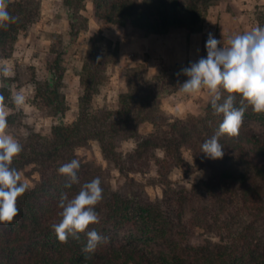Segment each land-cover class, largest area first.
<instances>
[{"label":"trees","instance_id":"1","mask_svg":"<svg viewBox=\"0 0 264 264\" xmlns=\"http://www.w3.org/2000/svg\"><path fill=\"white\" fill-rule=\"evenodd\" d=\"M220 1L93 0V4L104 25H128L146 34H164L198 31L208 8ZM64 4L71 13L69 36L75 39L88 28L80 12L84 3L64 0ZM7 10L17 21L9 23L7 30L0 29V56L11 55L20 33L37 22L40 4L38 0H8ZM46 60L51 77L36 80L35 91L49 114L62 117L68 109L62 52L54 45ZM119 61L110 38L101 32L92 36L79 73L83 92L78 117L71 123L54 124L48 131H32L21 144L23 151L14 157L12 167L27 176L38 173L40 179L18 197L20 211L13 222L0 224V264H264V114L247 106L239 135L219 138L223 157L209 158L201 146L216 133L223 115L215 114L211 103L202 116L168 115L162 106L163 97L178 91L188 79L183 74L168 75L166 68L152 73L147 63L138 64L126 73L127 91L120 95L117 108L94 109L93 96L108 66ZM240 99L237 95V107ZM251 122H257L261 130ZM92 140L99 142L103 156L122 172L155 169L156 181L167 195L172 194L173 168L190 166L183 155L187 149L204 170V177L191 191L174 193L178 196L169 197L167 206L163 201L141 202L101 184L103 200L96 206L100 222L90 224L86 232L95 229L107 237V243L86 260L81 251L87 242L86 232L79 240L69 237L62 244L51 225L61 219V194L72 198L83 184L98 177L79 154ZM123 140L135 142L131 153L120 150ZM72 159L81 164L79 183L68 188V178L57 169ZM197 196L202 202L195 208L193 221L218 236L214 245L185 241L180 230L185 204ZM172 204L177 207L176 219L168 211ZM126 226L162 241L164 247L148 250L134 239L138 233L132 231L130 239H122L114 232Z\"/></svg>","mask_w":264,"mask_h":264},{"label":"rangeland","instance_id":"2","mask_svg":"<svg viewBox=\"0 0 264 264\" xmlns=\"http://www.w3.org/2000/svg\"><path fill=\"white\" fill-rule=\"evenodd\" d=\"M38 2L40 16L37 22L20 33L11 55L0 56V96L3 97V100H0V107L7 113V134L20 144L25 143L32 131H48L54 124L71 123L78 117L79 98L83 92L79 73L90 39L99 32L113 41L120 61L108 66L105 79L100 84L97 94L93 96L92 103L95 110L117 108L120 95L127 91L126 73L131 67L147 63L152 73L166 68L168 75H177L183 68L190 66L189 61L179 63L166 60L162 61L161 65L155 61L150 69L148 64L150 54L140 51L143 48L141 45L143 42L139 34L142 33H139L137 28L128 25H104L95 15L93 0H83L84 9L80 12L87 19L88 28L75 39L69 36L71 13L64 4V0H38ZM257 26L264 27V0H222L210 6L199 30L189 33L194 34L191 40L193 62H197L201 57L206 58L205 41L209 33L221 40L222 45L228 46L231 37L251 31ZM204 34L207 35L206 38ZM54 45L58 51L62 52L63 64L66 67L64 91L68 109L62 117L49 114L44 100L38 97L35 91L36 80L45 81L51 77L46 57ZM153 66L160 67L154 71ZM5 69L8 71L7 76L4 75ZM14 94H22L25 97L22 107H17L13 103ZM211 99L212 96L207 90L188 95L179 89L174 93L166 94L163 97L162 106L168 115L202 116L206 107L211 103ZM177 105L179 108L175 110L174 107ZM251 124L258 131L261 130L257 122H251ZM134 148L133 140H123L120 143V150L122 149L124 154L131 153ZM79 154L86 167L92 169L101 179V184L106 190L118 192L141 202L163 201L167 206L169 197L178 196L174 193L184 190L191 191L204 177V170L198 167L189 149L185 150L183 155L190 166L188 168L175 167L171 172L172 194L170 195H167L157 183L158 175L155 169L143 173L122 172L112 161L103 156L97 140H92L89 148L79 150ZM20 176L21 180L30 187L40 179L38 173L27 176L21 172ZM201 200L202 198L197 196L186 202L180 230L185 234V241L214 245L219 242L218 236L193 221L195 208L198 207L199 202H202ZM176 208L172 204L168 209L174 219H176ZM135 230L126 226L122 229H114V232L122 239H130L132 231L138 233L134 239L148 250L157 251L164 247L161 246L162 241H155Z\"/></svg>","mask_w":264,"mask_h":264},{"label":"clouds","instance_id":"3","mask_svg":"<svg viewBox=\"0 0 264 264\" xmlns=\"http://www.w3.org/2000/svg\"><path fill=\"white\" fill-rule=\"evenodd\" d=\"M7 8L8 0H0V29L4 30H7L9 23L17 21V17H13ZM220 45L221 40L209 33L206 58L201 57L177 73L178 76L183 74L188 77L180 84L182 93L191 95L207 90L212 96L214 113L223 115L216 133L201 146V151L212 159L224 155L219 142L221 136L239 135L247 106H251L256 114H264V27L257 26L251 31L236 34L229 39L228 46ZM4 75H8L7 69ZM224 93L227 95L224 96ZM237 95L241 97L240 107L235 104ZM0 100H3L2 96ZM12 100L17 107L25 103L22 94H14ZM6 117L7 113L0 107V224L13 222L20 211L17 199L29 188L21 181L19 171L12 167L14 157L23 151V146L7 134ZM80 167V161L72 159L57 169L59 174L68 178L66 187L79 183L77 172ZM101 183V179L95 177L83 184L72 198L67 193L61 194L58 205L61 219L51 225L60 243H67L69 237L79 240L80 234L85 233L90 224L100 222L96 206L103 200ZM86 235L87 242L81 251L87 260L101 244L107 243V237L95 229L87 231Z\"/></svg>","mask_w":264,"mask_h":264},{"label":"crops","instance_id":"4","mask_svg":"<svg viewBox=\"0 0 264 264\" xmlns=\"http://www.w3.org/2000/svg\"><path fill=\"white\" fill-rule=\"evenodd\" d=\"M140 31L139 36L142 38V51L143 53H149L151 58L150 69L152 63L158 61L161 65L162 61H175L179 63L190 62L193 63V56L191 55V40L194 34H189L183 31H169L164 34H146L144 31ZM196 34V33H195ZM160 67V66H159ZM159 67L153 66V70L159 69ZM179 108V105L174 107L175 110ZM173 110V112H175Z\"/></svg>","mask_w":264,"mask_h":264}]
</instances>
